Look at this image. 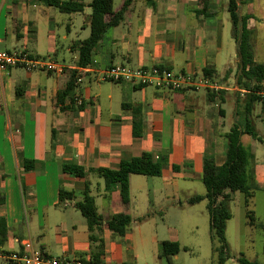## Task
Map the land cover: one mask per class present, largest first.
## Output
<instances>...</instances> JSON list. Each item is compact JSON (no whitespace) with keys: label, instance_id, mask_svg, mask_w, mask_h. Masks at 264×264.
Masks as SVG:
<instances>
[{"label":"crops","instance_id":"0c3cea01","mask_svg":"<svg viewBox=\"0 0 264 264\" xmlns=\"http://www.w3.org/2000/svg\"><path fill=\"white\" fill-rule=\"evenodd\" d=\"M73 1L84 2V10L64 13L41 0H0V49L52 57L68 68L62 74L23 68L0 74V251H20L31 241L60 258L139 264L140 249L152 244L160 258L162 241L180 243L175 229L168 239L159 237L157 226L147 233L141 224L120 234L105 221L118 213L133 218L134 212L144 221L150 211L164 212L170 197L180 203L177 181L202 180L206 153L217 164L224 162L225 134L234 122L245 131L241 141L255 155L254 180L257 192L264 193V101L236 83L227 0H133L124 19L97 43L89 65L96 71L89 74L78 66V43L91 32L92 0ZM125 1L116 5L112 0L111 11ZM245 5L254 62L264 65V0ZM78 17L81 29L73 32ZM118 64L160 66L205 78L211 86L167 90L112 81L107 93L93 94L90 83L103 82L100 71ZM69 69L78 70L76 86L58 102ZM205 70L214 74L205 76ZM136 121L141 136L134 135ZM147 153L161 163L162 174H132L128 203L118 183L107 190L104 178L93 171L117 168L122 160ZM66 163L83 167L85 176L64 171ZM86 189L104 220L92 228L77 214L76 203ZM61 190L70 192L63 201ZM177 255L168 258L169 264ZM0 264L11 263L0 258Z\"/></svg>","mask_w":264,"mask_h":264},{"label":"trees","instance_id":"16d2710c","mask_svg":"<svg viewBox=\"0 0 264 264\" xmlns=\"http://www.w3.org/2000/svg\"><path fill=\"white\" fill-rule=\"evenodd\" d=\"M41 1L46 5L58 8L64 13L81 12L86 6L84 2L73 0ZM111 1L92 0L89 4L92 9L91 32L88 38L78 43L79 67L86 68L91 64L92 54L97 43L110 27L117 26L124 19L125 11L133 0H126L122 8L114 12L111 11ZM247 1L249 0H227V10L232 24V36L237 49L236 83L240 88L256 92L264 90V65L254 62L252 31L248 27L249 15L240 13V6ZM147 2L149 4L152 3L151 0H147ZM69 70H72L70 79L65 88L58 92V102H62L75 89L78 70ZM231 72V69L227 70L226 77ZM204 74L205 76H212L214 72L205 70ZM250 97L260 98L254 93L250 94ZM138 127L136 121L134 123V135L141 136L142 130ZM244 133L245 131L241 125L234 122L230 130L225 134V160L222 164H217L215 158L206 153L202 181L207 188V192L205 195L195 194L188 199L189 204H196L207 199L210 233L216 257V260L212 264H226L230 258L226 227L228 220L232 218L230 208L232 193L236 191L242 192L245 196V204L249 207L257 189L253 165L255 155L251 149L243 145L241 137ZM251 133L256 136L254 132ZM261 141L264 142V139H261ZM63 169L66 172H75L78 177H83L86 174V170L77 164L66 163ZM93 171L104 178L107 190H111L112 185L118 183L122 201L128 203L130 201V176L138 173L160 176L162 174V166L160 162L153 158L151 153H147L144 157H133L129 160H122L117 168H98ZM69 195L70 192L61 190L60 200L63 201ZM76 207L86 218L90 228L104 222L97 212L94 197L87 189L83 194V199L76 203ZM131 221L132 218L129 214L118 213L105 222L113 231L124 234ZM0 232L3 235V232ZM180 250L181 244L178 241L164 240L161 243V256L170 258L177 255ZM237 262L238 264H264L258 260H250L243 254L237 257Z\"/></svg>","mask_w":264,"mask_h":264},{"label":"rangeland","instance_id":"374dc122","mask_svg":"<svg viewBox=\"0 0 264 264\" xmlns=\"http://www.w3.org/2000/svg\"><path fill=\"white\" fill-rule=\"evenodd\" d=\"M119 2L120 0H116V5H118ZM245 11L246 5L242 4L240 6V13L242 14ZM67 16L66 14V21H68ZM77 20L78 25L76 28L73 27V32H75V29L78 31L81 29L79 27V22H83V18L78 17ZM231 41L236 44L235 41ZM235 50L237 53L236 46L234 47V51ZM43 75H45V73H43ZM90 76L94 75H87L85 77L88 78ZM46 77L47 76H45V78ZM110 82L112 81H103L99 83L92 81V83H90L91 92L93 94L97 91H101L104 94L107 93L109 88L113 85V83ZM177 183L179 187L178 195L180 203L175 200L176 198L170 197L164 207V212H160L159 210L150 211V217L144 221L136 220L135 215H137L138 212H134L129 231L131 228L141 224L142 228H144L147 233H153L157 226L159 237L168 239L172 237L174 234L173 231L176 230V232L179 233L181 250L175 258V264H212L216 260V257L210 233V217L207 210V199L196 204L188 203V199L195 194L205 195L207 188L202 180L197 179L179 180ZM162 189L164 193L168 191L167 187H162ZM257 191L256 189V193L249 207L245 204V196L242 192L236 191L232 193L233 196L230 202L232 218L228 220L226 230V237L230 248V258L226 264H238L236 259L241 254L251 260H258L264 263V193ZM168 192L172 193L173 191ZM182 192L184 194H182ZM160 196L159 194L156 197L159 198ZM104 201L107 202L106 200ZM100 202L101 199H98L99 209L101 207ZM249 210L251 211L250 213ZM144 213L148 214L149 211ZM77 214L79 219L86 222L85 217L80 212ZM152 251V244L146 246L145 251L140 249L138 254L139 264H169L168 257H156L153 255Z\"/></svg>","mask_w":264,"mask_h":264},{"label":"built area","instance_id":"2783aa9c","mask_svg":"<svg viewBox=\"0 0 264 264\" xmlns=\"http://www.w3.org/2000/svg\"><path fill=\"white\" fill-rule=\"evenodd\" d=\"M11 68H23L26 72L45 71L62 74L66 66L52 57H36L23 50L0 49V74L9 72ZM85 74L96 70L91 66L81 68ZM99 79L103 81H127L139 86H152L158 89H200L210 87V82L205 78H198L189 73L174 72L160 66H131L129 64L112 65L100 71ZM243 93L257 94L264 101V90L248 91ZM82 103V102H80ZM0 258L11 264H111L96 263L81 257L60 258L48 255L33 246L31 241H26L20 251H0Z\"/></svg>","mask_w":264,"mask_h":264}]
</instances>
